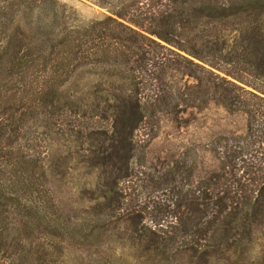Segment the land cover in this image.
Segmentation results:
<instances>
[{"label":"trees","instance_id":"obj_1","mask_svg":"<svg viewBox=\"0 0 264 264\" xmlns=\"http://www.w3.org/2000/svg\"><path fill=\"white\" fill-rule=\"evenodd\" d=\"M96 1L112 13L86 24L57 23L63 10L56 0H15L12 10L0 8L4 36L0 45V245L25 246L48 223L56 232L71 231L61 216L49 220L47 216H25L27 199L34 193L39 195L46 163L27 150L23 140L33 127L28 123L29 115L39 113L44 105L52 118L64 107L75 108V101L58 88L79 66L94 63L117 76L104 98L114 109L113 131H99L115 148L133 147L134 131L146 116L178 108L174 84H170L171 89L163 86L175 73L194 79L175 92L178 97L187 94L188 106L202 107L214 100L231 111H242L247 116V130L239 136L222 133L213 138L210 145L218 153L220 170L186 190L176 179L179 167L146 176L147 186L174 191L172 196L163 194L153 200L154 216H94L90 232L132 220L134 227L119 237L133 244L146 239L147 257L158 254L161 259L169 258L176 251L175 245L197 249L212 244V239L217 244L227 241L229 230L239 234L242 216L248 215L254 198L264 192V86L250 84L254 89L245 88L213 68L236 75L232 68L242 63L264 83V0ZM36 6L40 8L37 16ZM224 20L256 23L226 28L221 26ZM229 36L243 49H224ZM223 61L231 68L224 69ZM134 85L137 90H149L145 102L130 92ZM92 145L96 163L109 164L113 153L105 151L110 146ZM194 171L192 164L188 169L192 183ZM129 175V168L113 175L109 192L115 194L108 205L114 211L122 209L124 203L120 178ZM251 181L256 189L249 187ZM103 191L107 196V189ZM41 211L40 206H34L36 214L41 215ZM146 219L153 224H145ZM74 230L76 236L86 233L83 225ZM137 255L143 256V252Z\"/></svg>","mask_w":264,"mask_h":264},{"label":"rangeland","instance_id":"obj_2","mask_svg":"<svg viewBox=\"0 0 264 264\" xmlns=\"http://www.w3.org/2000/svg\"><path fill=\"white\" fill-rule=\"evenodd\" d=\"M13 1L0 0V8L12 10ZM56 1L63 10L57 21L59 24H86L94 18L112 13L96 0ZM39 11V6H36L34 15L37 16ZM255 23L253 20H224L221 26L241 27ZM261 23L264 24V20ZM3 43L4 36L0 32V45ZM224 49L242 50L243 47L230 38L224 44ZM222 65L224 69L231 68L224 61ZM244 66L240 63L236 69L232 68L236 75L215 67L213 69L245 88L254 89L250 84L264 86L261 79L245 70ZM115 78L116 74L111 76L105 72L100 63L79 66L70 79L58 88L64 96L75 101V108L64 107L59 115L52 118L44 105L39 113L29 115L28 123L33 127L23 143L27 150L42 157L46 170L39 195L34 193L26 201L25 216H47V220L61 216V220L68 223L64 225H68L71 231L66 234L56 232L47 222L42 232L29 239L25 246L17 243L0 245V264H264V192L260 198H254L248 215L242 216L239 234L229 230L227 241L217 244L212 239V244L201 245L197 249L175 245L176 251L169 258L161 259L158 254L148 258L144 249L146 239L133 244L129 239L123 241L119 237L134 227L132 220H121L116 227L113 222L106 230L90 232L94 216H154L156 209L153 200L163 194L172 196L174 191L170 187L147 186L146 176L179 167L176 179L186 190L190 184L195 185L200 179L220 170V158L210 145L213 138L222 133L239 136L247 130V116L242 111H231L214 100H209L202 107L188 106L184 99L187 94L178 97L175 92L178 88L183 90L194 79L184 73H175L167 82L164 81L163 86L171 89L170 84H174L172 90H175L174 102L179 103L178 108L159 110L153 117L146 116L134 131L133 147L115 148L99 132L113 131L114 109L104 98L110 91V82ZM130 92L144 102L149 94L148 89L137 90L136 85ZM95 99L98 101L95 102ZM98 102L101 104L96 106ZM92 143L94 146H110L105 151L113 153L109 164L96 163ZM192 164L195 167L193 183L189 182L188 177ZM112 167L114 173L110 171ZM128 168L131 175L120 178L123 207L114 211L108 205L115 194L109 192L114 185L113 175ZM249 187L256 189V184L251 181ZM258 188L254 193L256 195ZM103 189H107L108 197ZM36 205L40 206L41 215L34 212ZM145 205L148 207L144 208ZM174 206L172 203L171 208ZM11 216L21 215L12 213ZM144 222L153 224L147 219ZM78 225L84 226L85 235H75L74 228ZM142 252L143 256L137 255Z\"/></svg>","mask_w":264,"mask_h":264}]
</instances>
